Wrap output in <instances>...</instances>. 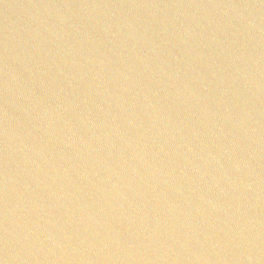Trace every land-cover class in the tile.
I'll return each mask as SVG.
<instances>
[{
    "label": "water",
    "instance_id": "obj_1",
    "mask_svg": "<svg viewBox=\"0 0 264 264\" xmlns=\"http://www.w3.org/2000/svg\"><path fill=\"white\" fill-rule=\"evenodd\" d=\"M0 264H264V0H0Z\"/></svg>",
    "mask_w": 264,
    "mask_h": 264
}]
</instances>
